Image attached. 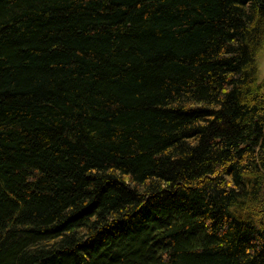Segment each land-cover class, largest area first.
<instances>
[{
	"label": "trees",
	"instance_id": "1",
	"mask_svg": "<svg viewBox=\"0 0 264 264\" xmlns=\"http://www.w3.org/2000/svg\"><path fill=\"white\" fill-rule=\"evenodd\" d=\"M264 0H0V264H264Z\"/></svg>",
	"mask_w": 264,
	"mask_h": 264
},
{
	"label": "rangeland",
	"instance_id": "2",
	"mask_svg": "<svg viewBox=\"0 0 264 264\" xmlns=\"http://www.w3.org/2000/svg\"><path fill=\"white\" fill-rule=\"evenodd\" d=\"M258 68H259V79L262 80L264 78V53L261 54L258 60Z\"/></svg>",
	"mask_w": 264,
	"mask_h": 264
}]
</instances>
